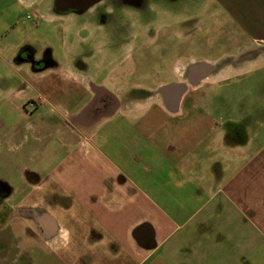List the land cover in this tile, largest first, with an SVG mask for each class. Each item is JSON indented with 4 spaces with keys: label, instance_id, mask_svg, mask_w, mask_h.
I'll return each instance as SVG.
<instances>
[{
    "label": "crops",
    "instance_id": "obj_1",
    "mask_svg": "<svg viewBox=\"0 0 264 264\" xmlns=\"http://www.w3.org/2000/svg\"><path fill=\"white\" fill-rule=\"evenodd\" d=\"M221 1L232 18L228 29L243 38L228 48L244 51L230 52L223 59L218 54L210 60L194 59L193 64L210 65L211 72L183 91L169 109L158 97L151 101V106V102H124L103 82H95L99 78L108 82L115 78L105 67L100 45L94 46L89 60L77 64L79 46L85 43L86 33L76 27L77 22L61 0H0L6 6L4 11L12 6V10H26L34 21L44 18L47 22H64L67 51L61 64L53 66L56 73L34 74L27 65L13 60L14 66L25 70L17 78L21 87L16 92L19 107L27 99L21 98L23 94L53 96L71 103L67 109L72 111L73 121L92 94L90 85L104 88L102 95L119 103L116 110L108 111L94 125L87 128L90 122L81 123L78 140L73 134L75 123L72 126L70 119H58L56 115L57 124L50 128L49 137L55 135L61 148L66 146V157L49 152L46 159L50 163L45 168L39 161V167L24 168L35 170L40 181L20 179L18 183H9L20 190L27 185H49L48 178L41 177L56 174L60 161L70 162L78 150L82 149L84 157L89 155L98 143L104 165L100 170V202L18 204L28 213L0 220V234H6V242L10 240L9 232L16 223L18 246L22 249L18 247L13 252L9 247L0 248V264H22L16 259L17 253L28 264H264V0L259 2L255 17L247 21L244 6L239 12L235 0ZM10 30H20L16 18L2 29L0 57L4 51L17 50L14 43L8 42ZM185 33L186 41L190 40L187 28ZM193 35V46L201 47V36ZM167 82L158 83L161 87L175 83ZM191 91H195L193 100L188 99ZM250 92L257 95L251 98ZM217 101L224 104L218 105ZM112 137L121 138L128 152L141 143L148 151L154 149L156 155L134 151L114 154L107 148ZM186 158L195 166L197 162L205 163L210 169L204 175L201 172L197 182L187 179L190 172H184ZM37 159L42 160V156ZM158 161L172 162L183 176L178 185L184 190L195 184L192 186L200 195L201 184L207 180L209 196L200 203H137L135 193L127 196L128 185L145 189L146 184L147 188L152 184L138 171L144 162L152 164L148 172L156 171ZM112 172L119 176L114 179ZM189 198L192 199L190 195Z\"/></svg>",
    "mask_w": 264,
    "mask_h": 264
},
{
    "label": "rangeland",
    "instance_id": "obj_2",
    "mask_svg": "<svg viewBox=\"0 0 264 264\" xmlns=\"http://www.w3.org/2000/svg\"><path fill=\"white\" fill-rule=\"evenodd\" d=\"M235 1L238 5L239 12L240 7L244 6L246 9L247 13L244 14V18L247 21L249 17H255L261 0ZM140 4H142V8H153V12L163 7L172 8L176 12L180 11L181 8H184L185 11H181L182 13L180 14L186 15L187 23L193 21L192 25H195L193 28L195 29L194 31L192 28L187 27V38L192 40L194 38L193 34H195L196 38L201 36V47H198L196 50L187 49L188 54L193 55V59L204 58V60H210L216 54L219 55L217 57L223 55V59L225 55L230 52H241L242 54L244 51L240 48L233 50L228 48L235 40L242 41L243 38L240 33L237 32L236 34V32L233 33L228 29L231 26L232 18L231 15L225 12L226 9L223 7L221 0H140ZM4 8H6V6L2 5L0 2V34L2 29L5 26L7 27L15 18L18 21L20 30L17 32L10 30L8 34V42L14 43L17 50L14 51L13 49H9L6 52L4 51L0 57V181L6 183H18L20 179L28 181L27 176L24 173L26 165L30 168L39 167V165L42 168H45L50 163L49 158L46 159L49 152L53 156L58 155L59 158L66 157V146L63 145L61 148V144L59 143L60 140L55 135L49 137L50 133L45 128L46 125L39 126L37 124L38 119L44 121L53 115V112L45 111L48 106L44 103L47 104L48 100L43 97L42 99L36 98L38 103H42V113L37 117L29 115L31 110L29 106H26L25 108L19 107L16 92L21 87L20 85H17V78L20 74L24 73L25 70L21 68V66H14L12 64L14 62L13 60L19 49L29 46L35 59H41L44 55L46 56V54L49 53L51 60L54 62L53 65L58 63L61 64L62 60L66 57L67 49L65 48L64 42L65 34L63 33L64 22L58 20L47 22L44 18L34 21L29 15H27L28 12L26 10H12L13 7L11 6L10 9L7 7L8 11H4ZM32 22H35V24ZM84 36L87 37V34H84ZM70 41L71 39L68 40V43H70ZM79 47L80 62H82V60H89V55L93 50L95 51L92 44L83 43ZM145 58L146 55L143 57L134 54L132 59L135 64L134 69L129 68L127 70L121 67L111 70L107 69L111 78L113 76L115 78L109 80V82L106 78H99L96 79L95 82H103L107 89L113 90L120 96L122 101L124 99V102H133L138 105L142 103L144 104L147 102L145 99L147 94H139V96H137L138 90L141 88L146 90V88L151 87L152 85L156 87V83L159 84L163 80L166 81L170 78L168 74L165 76H149L148 72L153 69L154 64ZM167 61H169L168 65H170L172 60L169 57ZM186 62L187 66L190 61L187 60ZM55 68L56 67L50 66L44 71L56 73ZM115 71L117 72L116 75L114 74ZM132 71H134L133 74H129ZM122 73L127 74L124 75ZM50 74L53 76L52 73H48V75ZM193 93H195V91L189 93L191 95V97L188 98L189 100L194 99ZM197 93L199 97L200 90H198ZM254 94L257 95V92H250L249 97L254 98ZM22 96V99L29 97L27 95L24 96V94ZM50 102L52 103V106H56L53 111L58 115V119H71L72 111H68L67 109L70 107L71 103H67V101H63L62 99L56 100L54 98L50 99ZM215 103L221 105L224 104V101H217ZM137 114H139V117L141 116L140 113ZM29 121L33 124L32 126L29 125ZM80 125L81 124L75 122L73 134L75 135L76 140L81 138V130L78 128ZM110 139V145L107 146V148L111 149V152L114 154H128L135 152L137 154L147 155L148 152L149 154L156 155L154 149L148 151L147 149H144L146 147L141 143H138L137 146L135 145V147H138L137 149L128 152L127 149L124 150L121 138L112 137ZM99 150L98 143H95L94 150L89 155H85V157L82 149L78 150V153L75 152V155L70 158V162L60 161L61 164L59 165L56 174L46 178L41 177V179L45 180L48 178L49 185L43 184L39 186L36 185L35 187L27 185L24 190H20V188L15 185L11 196L8 198L25 201L41 199L42 202L48 200L49 203H67V201H70L71 203L100 202L99 195L101 194V188L99 185L102 181L100 170L103 165V156L102 153H100L101 150ZM70 151L71 149L68 148V153ZM38 155L42 156V160L37 159ZM67 157L69 158L71 155ZM184 160L186 167L184 172H186V175L188 171L190 172L185 178H190L195 182H197V178L200 177L199 174L201 172H203L204 175L210 169L205 163L203 165V163L198 164L197 162L195 166L194 163L191 162V159L186 158ZM38 161L40 164L36 165ZM56 162H59V160ZM83 164L86 165L83 166ZM156 166L157 167L154 169L156 171L152 172L150 170L148 172L149 168L152 167V164L149 162L142 163V168L139 169L138 174L147 178L148 183L152 184H148V188L146 184L145 189L147 191L142 189V186L131 187V185H128L127 192L125 191L127 196L135 193L134 197L135 200H137V203H161L162 200H168L171 203H200L203 199L209 196L206 190L208 184L206 182L207 180H203L201 184L202 192L198 195L194 187L196 186L195 184H192L194 186L191 185V188L187 189L188 191L184 190L181 185H178L182 184L180 178L182 179L183 176L180 177L177 169L172 165V162L158 161ZM112 175L114 179L119 176L114 172H112ZM122 177L124 178V176ZM49 186H51L55 191V194H57L56 198L53 196V192L49 191ZM189 195L192 199L189 198ZM54 199H56L55 202ZM59 200L61 202H59ZM18 204L21 206L23 205V203H5L3 204L0 213H3L2 210H5L8 207L10 211H16L20 208ZM37 209L44 210V208ZM17 215H19V213H17ZM2 226L3 224L0 222V228ZM12 227V231L9 229L6 230L7 232L10 231L9 236L11 238L7 242L6 234H0V248L9 247L15 252L19 247L17 239L18 228L16 223L14 226L12 225ZM1 232L2 230L0 233ZM3 239L4 242H2ZM19 248L20 250L22 249V247ZM17 256L16 259L18 262L28 264L27 259L22 254L20 255V253H17Z\"/></svg>",
    "mask_w": 264,
    "mask_h": 264
},
{
    "label": "flooded vegetation",
    "instance_id": "obj_3",
    "mask_svg": "<svg viewBox=\"0 0 264 264\" xmlns=\"http://www.w3.org/2000/svg\"><path fill=\"white\" fill-rule=\"evenodd\" d=\"M61 2L66 10L72 13L71 16L77 22L76 27H79L83 34H87L85 43L92 44L93 47L96 44L101 46V55L106 61V69L111 70L114 67L134 69L135 64L132 60L134 54L143 57L146 55L145 59L154 64L153 69L148 72L149 76H165L168 74L170 78L167 83H185L184 92L194 86L190 82L197 80V77L191 72L190 66L195 60L192 54H188L187 49L196 50L198 47L193 46L194 41H186L185 39L187 26L193 28L195 25H192L193 21L187 23L186 15L180 14L181 11H185L184 8L176 12L172 8L163 7L153 12V8H142L140 0H61ZM22 48L19 49L14 61L27 65L31 73L41 74L48 67L55 65H53L54 62L51 60L49 53L41 59H35L29 46ZM93 53L94 50L88 58L92 57ZM169 57L172 60L170 65L167 61ZM187 60L190 62L186 66ZM76 62L78 64L79 59H76ZM133 72L129 74H133ZM122 74L126 75L127 73ZM153 87L154 85L146 88V90L141 88L138 90L137 96L147 94L145 98L147 102H151L155 97H158L169 109H172L171 102L174 100V95L161 93V85L157 83L156 87ZM90 89L92 94L86 102V106L74 116L73 121L72 119L69 120V124L71 123L72 126V122L81 124L87 121L90 122L86 126L88 128L105 117L108 111L113 108L116 110V107L119 106L118 100L102 95L103 93L95 90L92 85H90ZM42 97L40 93H35L34 96L28 97L20 107L29 106L31 108L29 115L40 116L42 103H38L36 98L42 99ZM43 98L48 100L47 104L44 103L48 106L45 111L53 112V115L44 121L38 119L37 124L39 126H41V123L46 125V129L51 135L50 128L55 127L57 124L56 113L53 111L56 106H52L50 102L53 96ZM89 103H91L90 106H88ZM151 104L152 102L150 106ZM87 106L88 108L85 109ZM29 125H33L31 121H29ZM34 172L35 170L24 171L28 181H40ZM49 187V191H52L53 196L56 198L57 194L51 186ZM12 191L13 187L9 183L0 181V211L5 203H49L48 200L42 202L41 199L29 201L9 199L8 197L11 196ZM55 201L56 199H54ZM59 202L61 201L59 200ZM25 210L19 208L16 211H10L8 207L2 210L3 213H0V220H5L9 216H17V213L24 217L25 213H28ZM30 218L34 219L33 216Z\"/></svg>",
    "mask_w": 264,
    "mask_h": 264
},
{
    "label": "water",
    "instance_id": "obj_4",
    "mask_svg": "<svg viewBox=\"0 0 264 264\" xmlns=\"http://www.w3.org/2000/svg\"><path fill=\"white\" fill-rule=\"evenodd\" d=\"M211 69H212L211 66L206 64L205 62H198V63L191 65L190 70L197 77V80L190 82L191 85H195L198 83L199 80L205 78L211 72ZM93 88L100 92L105 91V89L102 87H93ZM184 90H185V84L183 83H171V84L164 85L160 88L161 93L174 95V100L171 102L172 107L175 106V104L177 103L178 97L180 96V94H182ZM90 104L91 103H89L88 106H90ZM88 106L85 109H87Z\"/></svg>",
    "mask_w": 264,
    "mask_h": 264
}]
</instances>
